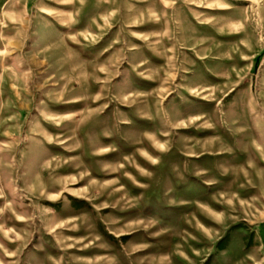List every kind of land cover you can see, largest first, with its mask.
<instances>
[{"label":"rangeland","instance_id":"1","mask_svg":"<svg viewBox=\"0 0 264 264\" xmlns=\"http://www.w3.org/2000/svg\"><path fill=\"white\" fill-rule=\"evenodd\" d=\"M195 61L207 76L185 79ZM182 81L207 123L173 133L232 146L241 113L261 168L264 0H0V264H264V207L223 199L247 194L220 168L238 159L171 150L151 164L103 136ZM93 134L119 147L111 174Z\"/></svg>","mask_w":264,"mask_h":264},{"label":"crops","instance_id":"2","mask_svg":"<svg viewBox=\"0 0 264 264\" xmlns=\"http://www.w3.org/2000/svg\"><path fill=\"white\" fill-rule=\"evenodd\" d=\"M204 64L205 63L203 61H195V67L193 69H190L192 70V74H190V70L184 71L185 79L192 76H199L200 78H202V76L206 77L207 69H204V67H206L204 66ZM182 82L183 87L180 88H185L184 92L180 90H177V93L170 92L169 96L165 98L160 105H158L159 108H157V106L153 107L149 105L147 106L145 104L143 105V107H141V109L138 106L134 111L129 109L130 113L132 114L131 119H133L136 123L135 126L130 123L132 122V120L130 119L119 120L120 126L115 129H113V125H106V122L101 124L100 128L103 136H113V138H117V142L121 143V145H124L122 147L123 149L127 148L128 144H130L133 148V151L136 152V154L140 156V158H146L143 155L144 153L146 155H149V157L152 159V163L150 162L151 164H153L155 159L158 158V155L171 150H174L175 152L177 151L185 157L193 159L200 158L202 155L207 154L217 156L230 155L232 158L238 159V161H235L233 164H225L220 161V168L222 170V173L225 171L229 172V176L227 178H224V180L226 181V183H236L237 187L239 189L246 190L247 194H240L238 190H234L229 192L223 199L226 201L228 199L237 198V200L239 201H246L248 205H252L254 210H256L259 205H262V207H264V163H262V165L260 164L261 168L256 165V150H258V148L261 149V143H259V140L256 139V135L254 132L255 124L252 123L250 118L243 117L241 113L236 117L232 116L231 120L229 121V123L231 124L230 126L238 127V130L244 132L241 135L237 134L232 139L234 141V145L232 146L227 144L223 140L224 138L218 135H214L211 137H207V135H205V137H201L200 135L197 136L191 133L184 134L183 132L175 135V133L173 132L181 128L187 129L190 128V125H199L200 127H202L204 123H207V102L199 101L198 105L204 106L205 110H203V112H196L194 116H192V114L189 113V106H187V103H185V100L188 99L185 95H191L192 91L190 90H194V86L189 87V90L188 87H185L184 81ZM238 90L239 89H233L230 94L234 93V91H237L238 93ZM228 101L233 102V100L230 99L223 100V98H221L219 100L220 104L222 105H228ZM103 114L105 113L102 112L101 115ZM190 120L195 121L194 123H192L190 122ZM163 126H166V128L163 129ZM130 129H134L135 132H132L131 134L125 133V131H129ZM93 135L94 143L91 149L95 151L91 153L103 158L106 164L104 165L105 168L102 171L106 173L108 166L110 167V164L112 163L111 161L113 159V152L115 150H119V147H117L116 144H111V142L109 141L102 142L101 140H99L98 136H96L95 134ZM158 136H161V138ZM180 141L186 143V146L183 145L182 149L178 146V144H176H180ZM140 142L142 143V145H140ZM144 142L149 143V145L143 144ZM217 142H219L218 145L216 144ZM146 147L150 148V150L153 151L154 154H150ZM176 147L178 150L176 149ZM123 154L124 153H121V155ZM262 157H264V154ZM196 171H200L205 174L207 170L205 168H198L196 169ZM111 173L112 172L109 171L106 174ZM204 182L206 184L214 185L216 184L217 179L208 177L204 179ZM222 193L223 192H219L220 195ZM256 198L259 199L258 204L256 203ZM203 206L207 207L206 204H203ZM108 209L109 206H105L102 208V210H104V216H106V219H112V217L116 215L112 213L110 214V210ZM258 210L260 211V208ZM211 211L217 216L221 215V212L219 211ZM119 220L120 218L118 217L117 221ZM124 234L125 233H119L118 235Z\"/></svg>","mask_w":264,"mask_h":264}]
</instances>
